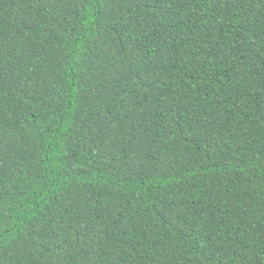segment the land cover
Wrapping results in <instances>:
<instances>
[{
    "label": "trees",
    "instance_id": "obj_1",
    "mask_svg": "<svg viewBox=\"0 0 264 264\" xmlns=\"http://www.w3.org/2000/svg\"><path fill=\"white\" fill-rule=\"evenodd\" d=\"M0 264H264V0H0Z\"/></svg>",
    "mask_w": 264,
    "mask_h": 264
}]
</instances>
